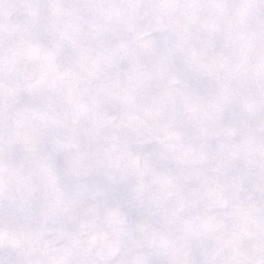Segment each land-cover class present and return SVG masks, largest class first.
I'll return each mask as SVG.
<instances>
[{"label": "snow or ice", "instance_id": "1", "mask_svg": "<svg viewBox=\"0 0 264 264\" xmlns=\"http://www.w3.org/2000/svg\"><path fill=\"white\" fill-rule=\"evenodd\" d=\"M0 264H264V0H0Z\"/></svg>", "mask_w": 264, "mask_h": 264}]
</instances>
